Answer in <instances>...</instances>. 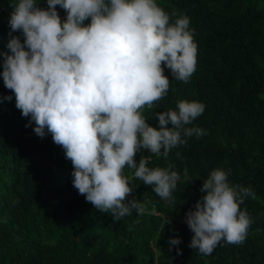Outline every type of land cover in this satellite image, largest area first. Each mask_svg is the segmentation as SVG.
<instances>
[{"label": "trees", "instance_id": "1", "mask_svg": "<svg viewBox=\"0 0 264 264\" xmlns=\"http://www.w3.org/2000/svg\"><path fill=\"white\" fill-rule=\"evenodd\" d=\"M15 2L0 0V54L9 52L12 36L24 39L8 23ZM156 3L169 14L170 23L189 18L197 64L188 83L164 68L169 89L153 109L143 110L146 122L158 128L155 113L178 110L181 100L205 106L185 127H199L207 134L187 137L167 159L153 155L147 165L172 164L180 173L172 198L162 200L151 186L134 178V170L125 168L136 185L128 199L144 204L145 214L133 211L114 221L110 212L93 208L73 187V166L63 148L47 130L43 138L35 134V122L21 115L14 93L0 76V264H264V0ZM37 6L47 9V0H37ZM56 11L66 19L65 10L56 6ZM88 23L90 19L84 21ZM2 64L0 55V72ZM149 154L141 149L137 163ZM217 168L230 169L231 185L254 192L255 199L248 197L240 205L253 223L243 244L221 241L210 255H201L189 247L194 234L185 213L205 195L199 189ZM153 208L156 214H149ZM175 237L181 243L169 251L168 241Z\"/></svg>", "mask_w": 264, "mask_h": 264}, {"label": "clouds", "instance_id": "2", "mask_svg": "<svg viewBox=\"0 0 264 264\" xmlns=\"http://www.w3.org/2000/svg\"><path fill=\"white\" fill-rule=\"evenodd\" d=\"M47 5L40 8L37 0L10 4V30L24 39L12 36L9 52L0 54L4 86L14 93L21 115L35 122V134L43 138L47 130L63 148L73 166V187L93 208L110 212L114 221L133 211L144 215L145 205L128 199L136 185L125 168L162 200L171 199L180 173L172 164L147 165L153 155L167 159L187 137L207 134L185 127L204 113L201 102L181 100L178 110L156 112L158 128L143 115L167 95L165 67L184 83L196 71L197 44L189 18L170 23L156 0H47ZM56 6L65 10L66 19ZM141 149L150 154L137 163ZM229 172L212 170L199 189L205 195L185 213L194 234L189 247L201 255H210L221 241L243 244L253 223L240 205L255 194L231 185ZM183 174L188 181L187 168ZM180 243L179 237L171 238L169 251Z\"/></svg>", "mask_w": 264, "mask_h": 264}]
</instances>
